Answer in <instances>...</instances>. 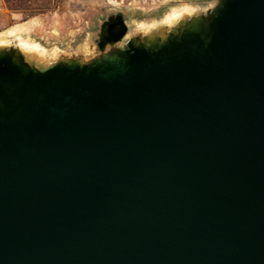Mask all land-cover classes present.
Listing matches in <instances>:
<instances>
[{
	"label": "water",
	"instance_id": "water-1",
	"mask_svg": "<svg viewBox=\"0 0 264 264\" xmlns=\"http://www.w3.org/2000/svg\"><path fill=\"white\" fill-rule=\"evenodd\" d=\"M0 264H264V0L84 67L0 58Z\"/></svg>",
	"mask_w": 264,
	"mask_h": 264
},
{
	"label": "rangeland",
	"instance_id": "rangeland-1",
	"mask_svg": "<svg viewBox=\"0 0 264 264\" xmlns=\"http://www.w3.org/2000/svg\"><path fill=\"white\" fill-rule=\"evenodd\" d=\"M223 2L0 0V47L10 44L0 52V58L28 70L16 45L26 51H44L43 46L49 55L55 53L56 65L79 67L103 61L132 46L158 50L194 31L207 29ZM174 11H182V18L175 25H162ZM113 23L122 26L123 31H111Z\"/></svg>",
	"mask_w": 264,
	"mask_h": 264
},
{
	"label": "bare ground",
	"instance_id": "bare-ground-1",
	"mask_svg": "<svg viewBox=\"0 0 264 264\" xmlns=\"http://www.w3.org/2000/svg\"><path fill=\"white\" fill-rule=\"evenodd\" d=\"M182 15V11H174L168 15V17L162 22V25H175L182 18ZM143 32L144 34H146L147 30L143 29ZM9 46L10 44L1 46L0 52L2 50H5ZM42 48L44 51H26L16 45V50L20 55L24 57L26 63L31 69L39 73H46L55 67L57 63V58L55 53L49 55L43 46Z\"/></svg>",
	"mask_w": 264,
	"mask_h": 264
},
{
	"label": "flooded vegetation",
	"instance_id": "flooded-vegetation-1",
	"mask_svg": "<svg viewBox=\"0 0 264 264\" xmlns=\"http://www.w3.org/2000/svg\"><path fill=\"white\" fill-rule=\"evenodd\" d=\"M115 29H116V30H120V26L116 27Z\"/></svg>",
	"mask_w": 264,
	"mask_h": 264
}]
</instances>
